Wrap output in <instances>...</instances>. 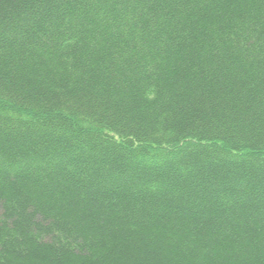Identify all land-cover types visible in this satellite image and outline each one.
<instances>
[{
  "label": "trees",
  "instance_id": "trees-1",
  "mask_svg": "<svg viewBox=\"0 0 264 264\" xmlns=\"http://www.w3.org/2000/svg\"><path fill=\"white\" fill-rule=\"evenodd\" d=\"M0 264H264V0H0Z\"/></svg>",
  "mask_w": 264,
  "mask_h": 264
}]
</instances>
